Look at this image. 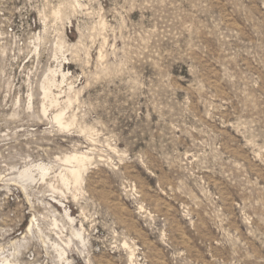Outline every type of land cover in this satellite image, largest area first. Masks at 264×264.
<instances>
[{
	"label": "rangeland",
	"instance_id": "rangeland-1",
	"mask_svg": "<svg viewBox=\"0 0 264 264\" xmlns=\"http://www.w3.org/2000/svg\"><path fill=\"white\" fill-rule=\"evenodd\" d=\"M2 7L0 264H264V0Z\"/></svg>",
	"mask_w": 264,
	"mask_h": 264
},
{
	"label": "bare ground",
	"instance_id": "bare-ground-1",
	"mask_svg": "<svg viewBox=\"0 0 264 264\" xmlns=\"http://www.w3.org/2000/svg\"><path fill=\"white\" fill-rule=\"evenodd\" d=\"M51 90V89H50ZM45 92L47 93V90H45ZM47 95V94H46ZM61 116H62V112L59 111L55 114V118L61 122L62 119H61ZM63 124V123H62ZM88 157L84 154H71V155H67L66 156V161L70 162L71 160H75L76 161V164L75 165H72V167H68L67 169V172L65 174L62 175V180L65 184H68L70 182H74V184H78V183H81V181L83 180V172L85 170V160L87 159ZM73 162V161H72ZM38 167L43 170V171H46L48 170V167L44 164H40L38 165ZM22 174L24 175H28L27 172H22ZM46 173H43V175H45ZM32 225V224H31ZM31 227V226H30ZM28 228V230H30L31 228ZM10 263V262H9ZM6 264V263H5Z\"/></svg>",
	"mask_w": 264,
	"mask_h": 264
},
{
	"label": "built area",
	"instance_id": "built-area-1",
	"mask_svg": "<svg viewBox=\"0 0 264 264\" xmlns=\"http://www.w3.org/2000/svg\"><path fill=\"white\" fill-rule=\"evenodd\" d=\"M5 11V12H4ZM12 14V12L10 11V15ZM8 12H6V8L5 7H2L0 9V18H3V19H6L8 18Z\"/></svg>",
	"mask_w": 264,
	"mask_h": 264
}]
</instances>
